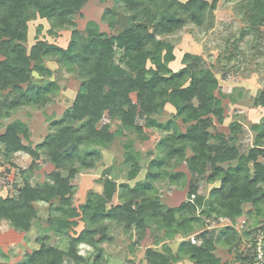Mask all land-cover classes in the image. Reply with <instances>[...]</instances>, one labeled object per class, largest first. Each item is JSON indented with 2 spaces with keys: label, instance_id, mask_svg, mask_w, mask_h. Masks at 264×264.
Masks as SVG:
<instances>
[{
  "label": "trees",
  "instance_id": "16d2710c",
  "mask_svg": "<svg viewBox=\"0 0 264 264\" xmlns=\"http://www.w3.org/2000/svg\"><path fill=\"white\" fill-rule=\"evenodd\" d=\"M88 0H0V117L22 106L42 107L51 101L57 86L51 80L35 81L34 74L50 76L44 60L55 59L67 71L80 79V86L62 117L50 123L52 130L38 144L54 169L43 183L23 182L15 196H0V221H5L18 232H27L36 217L34 203L50 202L57 198L60 209L50 227L67 238V248L42 242L25 254L15 264H63L64 258L85 264H100L102 251L99 247L108 237V223L124 228H136L139 245H146L142 236L147 232V221L160 220L170 231L174 227L188 226L198 220L193 215L179 216L194 211L202 197L176 207H167L155 194L153 182L167 177L170 182L182 176L162 169L164 160L185 162L189 170L203 174L210 169L207 180H219L210 189L206 209L217 217L234 221L243 213V204H250L256 213L264 209V118L250 128L255 133L252 146L245 154L238 153L234 134L225 137L212 133V116L222 119L220 100L215 95L217 79L209 69L193 70L185 65L172 71L169 63L174 60L172 44L163 37L176 33L190 22L197 27L210 25L216 0H118L122 4V28L112 35L88 28L82 33L72 29L65 47L45 40H36L27 48V22L35 17L44 18L50 25L49 32L74 25L73 17ZM253 18L264 23V0H251ZM119 51V62L115 53ZM189 56V55H186ZM131 94H134V101ZM169 102L175 108V117L186 127L179 129L175 120L159 122V114ZM264 106V92L254 100ZM5 113V114H4ZM145 116L149 126L169 131L159 138L157 149L162 155L149 161L142 181L132 186L117 183L107 177L102 191H89L79 206L72 204L75 175L91 169L100 159L99 147L113 140L109 123H102L106 114L118 119L123 128H136L135 117ZM234 127V128H233ZM234 130L238 127L233 124ZM138 129V128H137ZM28 128L21 120H12L0 133V144L5 155L23 151L35 156L36 151L23 142L28 139ZM225 137V138H224ZM190 153L187 155V153ZM235 161L234 164L230 162ZM127 177L136 176L139 165L136 155L126 154ZM224 163H227L223 166ZM114 195L119 202L113 204ZM83 227L70 234L78 221ZM258 230H264L259 227ZM252 236V235H251ZM200 243L181 240L176 254L146 248L147 264H177L187 257L194 264H230L221 262L214 254L215 244L233 247L238 232L233 225L222 228L219 238L197 236ZM143 240V241H142ZM252 237L241 264H254ZM86 244L92 249L89 258L76 251ZM168 250V249H166Z\"/></svg>",
  "mask_w": 264,
  "mask_h": 264
},
{
  "label": "rangeland",
  "instance_id": "374dc122",
  "mask_svg": "<svg viewBox=\"0 0 264 264\" xmlns=\"http://www.w3.org/2000/svg\"><path fill=\"white\" fill-rule=\"evenodd\" d=\"M185 1V0H179ZM210 1V0H207ZM73 17L74 25L64 29L49 32L50 25L46 19L35 17L27 22V48L36 40H45L57 46L65 47L72 29L84 33L88 28H95L107 35L116 34L123 25L122 4L118 0H88ZM251 0H216L210 25L197 27L186 22L180 30L172 35L163 37L172 44L174 60L169 63L172 71H177L185 65L199 71L209 69L217 79L216 97L221 102L222 119L212 116V125L208 130L220 132L225 137L234 134V145L238 153L245 154L252 146L255 133L250 126L264 118V106L255 105L254 100L264 92V23L253 18ZM189 55V56H186ZM115 61L119 62L120 53L116 51ZM51 71L50 76L42 77L34 74V80L45 83L48 80L56 83L57 89L51 95V101L42 107L22 106L4 113L0 117V133L12 120H21L28 128V139L23 142L36 151L35 156L19 151L5 155L0 144V196H15L18 188L27 181L34 185L48 180V173L54 169L45 154L38 148L44 136L51 132L50 123L62 117V112L70 106L79 89L80 79L73 72L67 71L55 59L44 60ZM4 94L0 93V97ZM134 101V94H131ZM174 106L167 102L162 111L154 115L159 122L175 120L181 131L186 125L176 118ZM109 123L113 140L99 147L100 159L91 169L79 171L70 182L73 185L72 204L79 206L85 201L89 191L101 192L105 178H113L117 183L126 182L133 185L145 178L151 159L162 157L157 149L159 138L169 131H160L149 126L144 115L137 113L136 128H123L118 119H110L106 114L102 123ZM238 127L232 131L233 124ZM233 127V128H232ZM138 128V129H137ZM224 137V138H225ZM126 154L136 155L139 170L132 179L127 177L128 165L124 163ZM190 153L188 152L187 155ZM235 161L230 162L234 164ZM227 163H224L225 166ZM185 162L174 159L164 160L162 169L167 172L182 174L176 182L169 178L156 179L153 182L155 194L160 202L167 207H176L182 202L195 200L193 195L202 197L200 205L194 211H188L183 217L195 215L198 220L192 221L185 228H165L160 220L147 221V232L142 236L146 245H139L140 240L136 228H124L118 224L108 223V239L99 244L102 251L100 264H147L145 251L147 247L171 255H175L181 240L200 243L197 236L204 232L206 237L219 238L222 228L233 225L238 232V240L233 247L226 248L215 244L214 254L221 262L241 264L240 259L246 255L250 242L259 227H264V211L256 213L250 204H243V213L234 219L217 217L208 213L206 201L212 187L219 185V180L208 181L210 169L198 174L188 169ZM264 189V184H262ZM114 195L112 203H118ZM36 217L27 232L15 231L5 221H0V264H15L24 259L42 242L67 248V238L50 227L59 213L60 205L57 198L50 202L37 201L34 203ZM264 209V205H263ZM83 227L78 225L70 230L75 234ZM252 235V236H251ZM143 241V240H142ZM168 249V250H166ZM79 255L89 258L91 247L86 244L78 246ZM177 264H194L187 257H181ZM63 264H85L75 262L65 257Z\"/></svg>",
  "mask_w": 264,
  "mask_h": 264
},
{
  "label": "built area",
  "instance_id": "2783aa9c",
  "mask_svg": "<svg viewBox=\"0 0 264 264\" xmlns=\"http://www.w3.org/2000/svg\"><path fill=\"white\" fill-rule=\"evenodd\" d=\"M254 264H264V230H259L252 237Z\"/></svg>",
  "mask_w": 264,
  "mask_h": 264
}]
</instances>
